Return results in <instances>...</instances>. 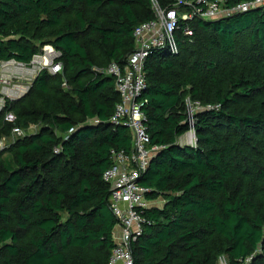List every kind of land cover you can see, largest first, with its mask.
Segmentation results:
<instances>
[{
	"label": "trees",
	"instance_id": "obj_1",
	"mask_svg": "<svg viewBox=\"0 0 264 264\" xmlns=\"http://www.w3.org/2000/svg\"><path fill=\"white\" fill-rule=\"evenodd\" d=\"M216 1L1 0L0 64H29L52 46L63 72L43 71L0 113V140L38 128L0 154V264L109 263L118 221L103 175L111 151L131 152L132 135L111 126L121 99L99 71L127 65L135 30L156 9L193 18L178 21V55L154 50L144 68V125L159 151L139 184L163 206L142 212L134 264H264V6L196 15ZM188 101L202 108L195 147L180 142Z\"/></svg>",
	"mask_w": 264,
	"mask_h": 264
},
{
	"label": "built area",
	"instance_id": "obj_2",
	"mask_svg": "<svg viewBox=\"0 0 264 264\" xmlns=\"http://www.w3.org/2000/svg\"><path fill=\"white\" fill-rule=\"evenodd\" d=\"M223 3L224 0L211 2L205 11L197 10L196 15L205 20H215L264 6V0H255L241 4L233 10H226L222 6ZM192 18L193 15L181 14L175 9L169 11L156 9V19L135 30V50L129 57L127 65L121 68L111 64L106 71H99L114 78L115 88L121 99L110 120L111 126L129 128L132 135L131 152L111 151V167L103 175V180L110 186V208L118 221L114 232V248L108 264H134L132 246L142 236L145 224L142 212L152 208L151 201L147 199L149 190L139 184L142 174L146 172L151 160L159 151V147L151 145V138L144 125L146 119L142 112L141 97L146 89L145 64L152 51L157 49H166L172 56L178 55L179 48L175 36L178 21ZM185 35L193 36L189 29L185 31ZM59 57L60 53L52 46H44L29 64L15 60L1 62L0 113L5 110L7 102L19 101L25 97L34 80L43 71L61 75L63 68L57 63ZM190 107L194 108V112L202 109L198 104L193 105L188 101L191 130L188 132V141L182 146L195 147L196 138L192 129L194 117L193 113L189 112ZM4 120L6 123L15 124L17 118L14 113L7 112ZM95 123L98 124L99 121ZM36 132L37 127L33 125L27 129L14 127L10 137H3L0 140V154L8 151L19 140Z\"/></svg>",
	"mask_w": 264,
	"mask_h": 264
},
{
	"label": "rangeland",
	"instance_id": "obj_3",
	"mask_svg": "<svg viewBox=\"0 0 264 264\" xmlns=\"http://www.w3.org/2000/svg\"><path fill=\"white\" fill-rule=\"evenodd\" d=\"M189 112L190 113H193V117H194V108H189ZM191 122V121H190ZM188 134L187 135H185L183 138H181L180 139V142L183 144V143H186L187 141H188ZM162 201H158L156 204L158 205V206H162ZM221 262V263H220ZM225 263H227V261H226V259H224V258H222V259H220V261H219V264H225Z\"/></svg>",
	"mask_w": 264,
	"mask_h": 264
},
{
	"label": "crops",
	"instance_id": "obj_4",
	"mask_svg": "<svg viewBox=\"0 0 264 264\" xmlns=\"http://www.w3.org/2000/svg\"><path fill=\"white\" fill-rule=\"evenodd\" d=\"M32 88V87H31ZM31 88H30V90H31ZM30 92V91H29ZM28 92V93H29ZM24 98V97H23ZM22 98V99H23ZM37 132H38V128H37ZM158 201H162L161 199H159V200H157V201H151L150 202V206L153 208V207H156V208H162V206H163V203H162V206H158L156 203L158 202ZM163 202V201H162Z\"/></svg>",
	"mask_w": 264,
	"mask_h": 264
}]
</instances>
